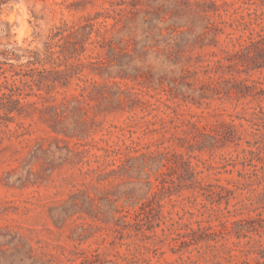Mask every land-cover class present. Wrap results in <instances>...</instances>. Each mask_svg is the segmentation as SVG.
<instances>
[{"label":"rangeland","instance_id":"374dc122","mask_svg":"<svg viewBox=\"0 0 264 264\" xmlns=\"http://www.w3.org/2000/svg\"><path fill=\"white\" fill-rule=\"evenodd\" d=\"M259 15L0 0V60L44 57L0 146V264H264Z\"/></svg>","mask_w":264,"mask_h":264},{"label":"trees","instance_id":"16d2710c","mask_svg":"<svg viewBox=\"0 0 264 264\" xmlns=\"http://www.w3.org/2000/svg\"><path fill=\"white\" fill-rule=\"evenodd\" d=\"M262 18L264 22V16ZM97 34L101 35V31L98 29ZM259 37L264 38V25L257 33ZM58 35V32H55L51 35V38H55ZM261 39V38H260ZM257 39V41H261ZM47 51L50 54H53L49 41L47 42ZM26 57L28 58L26 62L19 64V69L15 67L13 62L7 61V57L4 60H0V146L5 139L6 132H10L9 127L11 122L15 121L16 116H20L24 110L23 99L28 96L26 93L25 86H29L27 78H32L33 81L40 82L42 81L41 77H35L39 75V70L35 67H30L37 63L43 62L44 57L40 55V52L37 49H26ZM264 52V46L261 49V54ZM260 53V51H259ZM0 54L7 56L8 52L0 51ZM25 55V54H24ZM21 56L17 55L19 59ZM24 66H28L27 70L24 69ZM56 72H59L58 69L54 68ZM246 221V219H240L239 222ZM244 227H242V230ZM241 230V229H240ZM245 234L239 232V236ZM238 264V263H235ZM248 264V263H247Z\"/></svg>","mask_w":264,"mask_h":264}]
</instances>
